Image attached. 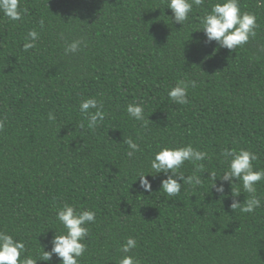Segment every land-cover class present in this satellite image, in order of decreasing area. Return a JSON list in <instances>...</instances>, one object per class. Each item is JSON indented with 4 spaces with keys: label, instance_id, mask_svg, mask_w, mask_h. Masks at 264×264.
<instances>
[{
    "label": "trees",
    "instance_id": "16d2710c",
    "mask_svg": "<svg viewBox=\"0 0 264 264\" xmlns=\"http://www.w3.org/2000/svg\"><path fill=\"white\" fill-rule=\"evenodd\" d=\"M20 2L22 20L0 13V230L25 242L22 255L60 264L56 255L39 259L63 229L58 209L71 203L96 213L79 264H118L128 237L139 264H264V181L261 207L242 213L230 207L231 185L222 197L207 178L227 169L225 148L255 152L254 168L264 170V0H239L257 27L235 50L197 30L216 0L194 5L184 25L167 0ZM32 29L39 39L24 51ZM76 39L86 44L66 54ZM190 80V102L174 103L169 89ZM89 97L105 112L94 129L79 111ZM130 103L143 105L145 121L128 114ZM128 138L140 145L132 157ZM189 143L209 158L199 172L190 162L180 171L200 175L201 185L168 197L160 173L148 174L151 192L140 188L137 176L151 171L159 147ZM233 187L243 191L242 182Z\"/></svg>",
    "mask_w": 264,
    "mask_h": 264
},
{
    "label": "clouds",
    "instance_id": "9594fccd",
    "mask_svg": "<svg viewBox=\"0 0 264 264\" xmlns=\"http://www.w3.org/2000/svg\"><path fill=\"white\" fill-rule=\"evenodd\" d=\"M204 0H167V7L172 10V18L176 23L184 25L189 19V14L193 6H201ZM27 8L23 7L20 0H0V13L10 21H20L27 13ZM255 13L242 11L239 0H216L211 5L210 11L206 12L201 18L200 27L197 30H203L206 42L213 41L219 47L235 50L248 43L250 37L256 35L257 27ZM43 21L40 22L43 27ZM39 32L35 29L29 30L23 43L24 51L34 48L39 39ZM86 42L83 39H76L68 43L65 47V53H76ZM195 80L179 81L168 91V97L176 104L186 105L189 88L196 87ZM94 109L95 111H91ZM79 111L85 116L87 126L90 129L96 128L103 122L105 112L103 104L96 98L89 97L82 99L79 104ZM128 114L137 121H145L144 108L140 103H130L127 106ZM49 119L54 120L55 116L50 112ZM5 121L0 119V130H3ZM83 128L84 124L81 123ZM128 146V156L132 157L140 151V145L133 139L128 138L124 141ZM223 156L227 161L228 167L221 173L208 171L207 178L211 181L210 187L214 188L221 196L228 195L225 192V182L231 185L232 203L230 207L236 211L239 209L242 213H253L261 207V198L257 195V183L264 181V170L254 168L253 161L258 159L257 154L245 148H225ZM208 153L204 150H198L191 143L183 146H161L150 160L151 171L140 173V188L151 192L152 185L148 179V174L153 176L163 173L165 178L161 180L160 189L168 197L178 196L182 186L201 185L203 180L200 175L185 176L181 167L185 162L196 165V171L204 168L200 163L208 159ZM136 178V179H137ZM219 179L220 183H217ZM182 181V183H181ZM235 182H242V189L234 188ZM247 193V198L241 203L236 197L240 193ZM57 220L63 229L55 235L51 241L50 250H43V256L39 260L49 261L53 255L60 258V264H79L80 258L84 256L87 245L84 243L89 234V225L95 223V211L87 208H77L74 204L64 203L57 211ZM137 247V240L134 237H128L126 243L121 245L122 256L118 264H139L137 258L130 254ZM44 249V248H43ZM26 252L25 242L16 239L6 230H0V264H37L38 259L31 256H23Z\"/></svg>",
    "mask_w": 264,
    "mask_h": 264
}]
</instances>
